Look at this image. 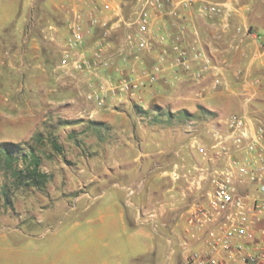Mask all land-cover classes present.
<instances>
[{"label": "rangeland", "instance_id": "1", "mask_svg": "<svg viewBox=\"0 0 264 264\" xmlns=\"http://www.w3.org/2000/svg\"><path fill=\"white\" fill-rule=\"evenodd\" d=\"M44 2H33L21 38L22 42L31 40L24 45L25 51L18 52L10 42L0 44V146L15 144L18 153L13 169L0 157V237L6 238L0 250L38 254L66 250L73 254L75 245H81L82 234L95 226L88 221L107 207L109 192H114L110 184L118 186L123 181L131 198L126 205L133 206L158 189L161 179L155 176L165 173L162 183L167 188L176 183L185 197L172 215L164 217L163 226L154 223L146 229L156 237L147 243L152 250L141 262L158 264L159 255L162 264L187 262L205 236L193 237L188 232L191 208L204 203L206 196L196 183L208 168L221 165L208 161L217 144L215 132L225 135L226 121L242 114L244 105L250 117L264 122V94L252 97L243 90L237 95L223 92L213 96L221 86L214 88L217 75L203 83L208 72L199 81L189 76L190 88L182 84L183 94L177 97L172 91L177 89L182 70L175 74L169 65L176 56L170 45L168 65L152 82L150 76L162 50L156 45L150 50L137 48L133 24L139 0H97L98 9L105 2L120 8V17L69 0L63 4L65 17L53 18ZM21 4L0 2V42L10 38V24L18 17ZM80 11L86 35L79 54L89 63L84 71L61 65L69 27ZM91 14L99 24L92 25ZM49 27L58 28V47L45 50L39 59L40 49L46 47L43 30ZM154 28L156 36L172 44L174 37L162 31L161 22ZM56 77L62 80L55 82ZM208 90L211 93L204 96ZM97 96L103 98V104ZM152 126L157 128L158 142L143 143V129ZM34 156L40 160L38 171L48 178L27 186L20 172L32 170ZM108 175L113 176L109 182L95 188L97 178ZM106 187H110L108 195L94 200ZM82 193L88 195L79 199ZM147 199L151 209L167 202ZM154 214H142L140 222L152 221ZM159 233L164 237L159 238ZM173 252L179 254L174 263L170 260ZM2 262L14 263L10 259Z\"/></svg>", "mask_w": 264, "mask_h": 264}, {"label": "crops", "instance_id": "2", "mask_svg": "<svg viewBox=\"0 0 264 264\" xmlns=\"http://www.w3.org/2000/svg\"><path fill=\"white\" fill-rule=\"evenodd\" d=\"M68 1L45 0L44 5L49 9L53 18L55 16L63 18L66 13L63 4ZM217 1L221 5V14L214 17H203L198 14L196 8L187 11L182 10L181 18L169 17L166 22H162L165 28L161 30L170 32L172 37L179 39V43L190 52L202 50L213 60L214 68L207 74L203 83H210L217 75L222 85L219 92L211 95L216 96L223 92L237 95L243 90L248 91L247 94L252 97L263 95L264 90H260L255 82L260 75L264 74V0ZM0 2L22 3L18 17L12 20L10 24L12 28L10 38L1 40L0 44L10 42V45L17 48L18 52L20 50L25 51L24 45H27L31 40L22 42L21 38L24 33V26L34 7V0H0ZM57 31L58 28L51 27L43 30V40L45 42H42V44L46 47H41V57L39 59H43L45 50H50L52 46L58 47ZM167 45L171 44L167 43ZM8 65L11 66L12 63L10 62ZM197 69L198 64H194L193 70ZM180 74H182V78L177 82V89L172 91L177 97L183 94V91H180L182 84H185L184 86L188 90L190 88L188 82L191 81L190 74L185 76L183 71ZM61 80L58 77L55 78V82ZM203 91L199 92L202 93ZM210 93V90H208L204 96ZM186 99H190V96L187 95ZM242 108V113L248 115V107L244 105ZM143 131V143L148 141L158 142L156 138L157 128L147 127ZM145 136H148V140ZM148 157L150 159V156ZM121 172L125 173L124 169ZM110 175L97 178L95 188L101 189L105 185L104 183L109 182L110 178L113 177ZM164 176L165 173L155 176L157 180L161 179L157 186L158 189L155 188L154 192L146 194L149 202L153 200V197L167 200L157 209H151V204L145 203L147 198L141 199L140 204L127 206L126 201L131 198H129L128 192L125 191L123 181L118 186L115 183L110 184L114 192H109L108 205L105 209L98 211L95 220L88 221V223L95 226L90 231L82 234L80 237L81 245H75L76 252L72 254V252L68 253L63 250L57 254H38L36 252L22 253L14 250L2 252L0 250V264H4L2 262L4 259L14 261V263L10 262L9 264H146V261L141 262V259L151 252L152 247L149 248L147 243L152 242L156 237L147 233L146 229L154 223L163 226L164 217L168 214L172 215L178 209L180 199L185 197L184 193H180L179 186L176 183L173 187L167 188L162 183ZM109 188L106 187L100 190L94 200L98 201L108 195ZM87 195L88 193H82L78 198ZM153 212L155 214L152 221L143 224L140 222L142 214L152 215ZM157 235L159 238L164 237L161 233ZM4 239L6 238L0 237V244ZM205 250H207L206 247L201 244L198 251ZM174 254L175 252L170 255V260L173 263L174 260L179 258V254H175L176 256ZM72 257H74V262H70ZM157 259L158 264L163 263V258L160 255ZM22 260H26V262ZM183 264H188V261ZM232 264H235V262Z\"/></svg>", "mask_w": 264, "mask_h": 264}, {"label": "built area", "instance_id": "3", "mask_svg": "<svg viewBox=\"0 0 264 264\" xmlns=\"http://www.w3.org/2000/svg\"><path fill=\"white\" fill-rule=\"evenodd\" d=\"M80 2L94 6L96 12H113L115 17H120V8L114 9L109 2L101 9H98L97 0ZM193 8L203 17L222 13L217 0H139L133 24L137 30V48L150 50L156 45L162 50L150 76L152 82L168 65V45L164 37L156 36L154 27L159 22H166L168 17L179 19L182 10ZM90 18L92 25L99 24L100 20L92 14ZM85 35L83 13L76 12L62 53V67L79 71L88 67L89 63L79 54ZM170 48L176 52L169 63L175 74L182 70L199 81L214 68L213 60L202 50L190 52L177 38L173 39ZM194 64H198L196 71ZM255 84L264 90V74ZM221 85L217 79L214 88ZM90 98L94 96L90 95ZM95 98L103 104V98ZM246 101L250 103L251 99ZM225 128V135L215 132L217 144L208 156L209 162H221V165L208 168L199 177L196 184L200 189L204 188L205 200L193 205L188 219V232L193 237L204 234L202 244L207 250L191 253L187 261L188 264H264V122L243 113L235 114L226 121Z\"/></svg>", "mask_w": 264, "mask_h": 264}, {"label": "trees", "instance_id": "4", "mask_svg": "<svg viewBox=\"0 0 264 264\" xmlns=\"http://www.w3.org/2000/svg\"><path fill=\"white\" fill-rule=\"evenodd\" d=\"M16 148V145L11 143H4L0 146V157L2 156V158H4L6 166L9 169H13L15 161L18 160V153L16 152ZM23 156L26 157L25 155ZM30 163L33 166L32 170L20 172V175L24 174L27 181V186H30L33 182L39 185L40 182L42 180H46L48 176L38 171L40 167V160H38V158L34 156Z\"/></svg>", "mask_w": 264, "mask_h": 264}]
</instances>
